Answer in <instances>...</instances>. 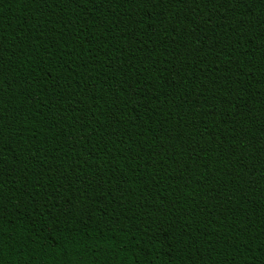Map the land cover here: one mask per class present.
<instances>
[{
  "label": "trees",
  "instance_id": "obj_1",
  "mask_svg": "<svg viewBox=\"0 0 264 264\" xmlns=\"http://www.w3.org/2000/svg\"><path fill=\"white\" fill-rule=\"evenodd\" d=\"M0 264H264V0H0Z\"/></svg>",
  "mask_w": 264,
  "mask_h": 264
}]
</instances>
